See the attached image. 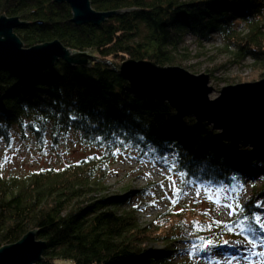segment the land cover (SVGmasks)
<instances>
[{
    "label": "trees",
    "instance_id": "16d2710c",
    "mask_svg": "<svg viewBox=\"0 0 264 264\" xmlns=\"http://www.w3.org/2000/svg\"><path fill=\"white\" fill-rule=\"evenodd\" d=\"M91 7L97 12L133 11L99 27H76L66 4L0 0V16L24 22L14 32L25 48L57 40L72 51L90 50L97 58L89 68L58 62L23 79L0 73V143L5 148L14 136L30 137L39 147L45 138L57 146L73 133L95 150L61 169L24 177H4L0 171V249L31 232L46 244L38 264H184L192 257L233 255L236 241L251 247L236 234L238 229L224 227L237 216L218 222L186 205L141 225L138 212L149 205L144 198L149 189L114 196L106 193V181L111 164L123 153L168 172L175 164L170 175L184 172V186L230 189L236 177L243 190L250 187L239 204L246 214L263 219L264 140L227 141L212 126L179 117L168 103L133 92L113 68L127 60L190 68H183L180 53L184 36L190 35L199 43L218 38L216 50L228 65L241 68L250 62V79H224L228 85L264 79V0H93ZM116 148L120 154L113 156ZM96 156L100 159H88ZM136 197L140 200L131 205ZM201 239L216 246L193 253V244Z\"/></svg>",
    "mask_w": 264,
    "mask_h": 264
},
{
    "label": "water",
    "instance_id": "95a60500",
    "mask_svg": "<svg viewBox=\"0 0 264 264\" xmlns=\"http://www.w3.org/2000/svg\"><path fill=\"white\" fill-rule=\"evenodd\" d=\"M52 1L70 8V22L76 27H99L112 17L133 11L97 12L91 7L93 0ZM23 23L17 17L0 16V73L9 72L23 79L51 70L58 62L70 68H89L97 62L92 51H72L57 40L25 48L14 32ZM113 70L133 92L150 101L168 103L179 117H193L198 124L212 125L227 141L264 140V79L225 87L219 98L209 101L208 95L214 89L208 86L210 76L206 74L196 76L180 67L133 60L124 61ZM45 248L46 244L36 240L35 232H31L16 244L1 247L0 264H38Z\"/></svg>",
    "mask_w": 264,
    "mask_h": 264
},
{
    "label": "rangeland",
    "instance_id": "374dc122",
    "mask_svg": "<svg viewBox=\"0 0 264 264\" xmlns=\"http://www.w3.org/2000/svg\"><path fill=\"white\" fill-rule=\"evenodd\" d=\"M184 37V42L181 45L182 50H180V53L185 56L183 68L190 67L185 70L192 75L197 76L206 74L210 76L208 86L213 88L214 91L208 95L207 99H209V101H214L216 98H219L220 91L225 87H236V85L239 84L254 83L248 81L242 83L235 82L232 85H228L224 79L236 76L243 78L244 81L250 79V75H252L251 69L248 66L250 62L247 61L246 65L241 68L226 64L227 57L218 53L216 50V47L220 45L218 38L208 43H199L190 35ZM224 64L225 66H223ZM206 70L213 71L214 76L212 77ZM215 79L220 80L217 81ZM183 109L185 111L189 108ZM216 131L221 134L220 130L217 129ZM236 137L235 140L240 138L237 139ZM45 139L43 145L39 147L30 137H28V139H21L19 136H14L13 143L9 148H5L4 145L0 143V171L2 175L4 177H24L29 174V172L31 173L38 170L51 168L61 169L66 165L77 163L81 159L95 153L92 147L90 148L85 145L81 141V138L73 133H69L67 137H62L57 146H54L49 138ZM242 140L246 139H240V141ZM240 141L238 140V142ZM149 173L150 176L146 175ZM169 174L170 173L161 165L153 164L148 160L138 161L134 158V155L123 153L111 164L110 174L106 181V193L115 196L123 195L126 191H135L136 193L148 188L147 196L144 198L148 201L149 205L141 212H138L137 217L141 225H148L156 216L158 217L159 214L164 213L168 209L178 211L183 205L218 222H227L231 219L232 215H229V209L222 206L218 208L214 203L209 202L205 197L203 188H201L200 196H197L196 188L198 186L195 184L192 186L182 185V178L178 175L171 176L176 180L177 187H180L183 192H187V195H181L178 203L173 206L170 199L165 197V191L168 192V197H172V191L169 188L170 181L166 178ZM161 182L164 183V189H161L159 186ZM249 192L250 187H247L246 190H238L237 193H239V195L237 197V193L229 191L221 196V203L224 204L229 202V200L224 199L225 195L231 199L238 198V201L242 202L246 199ZM139 200L140 197L132 198L130 204H136ZM125 207L126 206H124V208ZM262 217L263 219H261V222L264 223V215ZM232 246L235 247L233 255L212 254L208 260L192 257L191 259H185L184 264H217V262H219V264H229L230 257L246 254V248L257 253L264 252V247L260 245L259 248L255 249L243 244ZM185 256L186 254L184 257ZM231 264H247V262L244 260H233ZM251 264H264V258L253 256L251 258Z\"/></svg>",
    "mask_w": 264,
    "mask_h": 264
},
{
    "label": "snow or ice",
    "instance_id": "6c2138e0",
    "mask_svg": "<svg viewBox=\"0 0 264 264\" xmlns=\"http://www.w3.org/2000/svg\"><path fill=\"white\" fill-rule=\"evenodd\" d=\"M72 119H75L73 116ZM39 131V129H37ZM119 143H123V141H120ZM11 147V145H9ZM120 148H116L115 151L112 153L113 156H116L120 154ZM89 160L91 159H96L99 160L100 157H89ZM87 161H85L86 163ZM165 162H167V158H165ZM79 163V162H78ZM175 168V164H172L171 167L169 168V173H171L172 169ZM150 176L149 174H146ZM186 174L184 172H180L179 176L182 178V183H183V177ZM169 181V188L172 191V197H168V192L165 191V197L170 199L171 204L175 206L181 195H187V192H183V190L180 187H177V182L175 179L172 178V176L169 174L166 177ZM233 184L230 189L224 188V187H218L213 189L211 186L207 185H201L196 188V195L200 196L201 193V188H203L205 197L208 199L209 202L214 203L218 208L219 207H224L229 209V215H235L238 217L235 223L233 224H226L224 227L229 231L233 232V230L238 229V232H236L237 235L243 236L244 240L247 241V244L251 245L252 249H255L257 245L259 244L261 247H264V223L261 222V216L259 214L252 216L251 214H246L244 208L239 204L238 198L237 199H231L228 196H224L225 200H229L228 203H221V196L224 195L225 193L231 191L232 193H237V189H240L241 191L244 189V185L240 184L237 181L236 177H232ZM193 181L189 180L187 181L188 185H191ZM160 188L164 189V183H160ZM239 193H237L238 197ZM163 199V197H162ZM207 214V213H205ZM218 223V222H216ZM257 225L259 227H257ZM199 227L201 230H203L202 226H197L194 225V228ZM212 225H208V228L210 229ZM240 241H236L234 246L240 245ZM224 245H228V241H223ZM209 246L215 247L216 245L214 244L213 240H204L201 239L199 243H194L192 247L193 253L198 252V251H203L205 249H209ZM210 250V249H209ZM246 254H242L240 256H232L229 258V264H231V261L236 260H244L247 262V264H251V258L253 256H259L261 258H264V252L257 253L255 251L248 250L247 248L245 249ZM219 264V262H217Z\"/></svg>",
    "mask_w": 264,
    "mask_h": 264
}]
</instances>
